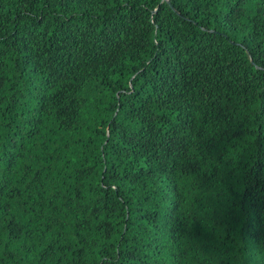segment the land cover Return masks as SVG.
<instances>
[{
	"label": "trees",
	"instance_id": "16d2710c",
	"mask_svg": "<svg viewBox=\"0 0 264 264\" xmlns=\"http://www.w3.org/2000/svg\"><path fill=\"white\" fill-rule=\"evenodd\" d=\"M0 264H264V0H0Z\"/></svg>",
	"mask_w": 264,
	"mask_h": 264
}]
</instances>
